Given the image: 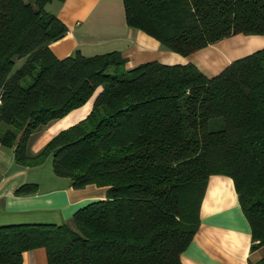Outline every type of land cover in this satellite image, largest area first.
<instances>
[{"label":"trees","instance_id":"1","mask_svg":"<svg viewBox=\"0 0 264 264\" xmlns=\"http://www.w3.org/2000/svg\"><path fill=\"white\" fill-rule=\"evenodd\" d=\"M51 1L0 0V143L20 165L50 157L52 172L73 187L93 183L106 193L78 207L70 223L0 225V264H21L35 247L47 264H183L212 173L231 177L250 247L264 243V46L210 75L190 61L126 67L118 50L57 57L49 43L67 27L45 8ZM122 5L127 25L181 55L235 34L264 35V0ZM93 93L82 119L28 153L34 131ZM36 188L25 182L14 193Z\"/></svg>","mask_w":264,"mask_h":264},{"label":"crops","instance_id":"2","mask_svg":"<svg viewBox=\"0 0 264 264\" xmlns=\"http://www.w3.org/2000/svg\"><path fill=\"white\" fill-rule=\"evenodd\" d=\"M51 11L67 27L63 36L49 43L57 57L75 50L85 55L118 50L126 59V67L149 60L168 64L190 61L207 72L198 54L181 55L165 49L154 37L127 25L122 0H63ZM236 39L223 42L228 47L227 53L223 52L230 57L223 58L217 67L210 69V74L219 71L232 58L259 48L254 44L237 45ZM262 40L260 47L264 46V36ZM93 98L94 95L90 96L80 106L34 131L29 137L28 153H36L56 132L82 119L89 112ZM5 127L0 122V133ZM12 149L0 143V225L69 222L78 207L105 197L106 186L88 183L75 188L68 177L55 175L50 157L34 166L16 163ZM25 182L36 184V191L16 195L15 189ZM198 215L197 229L179 255L183 264H249L264 256V243L250 247L249 224L230 176L212 173L207 177ZM21 264H47L45 249L35 247L23 251Z\"/></svg>","mask_w":264,"mask_h":264},{"label":"rangeland","instance_id":"3","mask_svg":"<svg viewBox=\"0 0 264 264\" xmlns=\"http://www.w3.org/2000/svg\"><path fill=\"white\" fill-rule=\"evenodd\" d=\"M57 3H58V1H56V0L48 2V3L45 4V8L48 9V10H52V9H54V6ZM242 35H244V34H242ZM232 36H233L232 38H230V36H228L226 38H222L218 42L213 43V44H211V45H209V46H207V47L195 52L203 60L204 64L201 63V65L205 66L208 69V70L206 69V71H207L206 73L204 72L205 74L210 75V73H212L211 72L212 70H210V69H213L214 67H217L218 64H220V62L222 61L223 58L228 59L230 57V56L227 57V55L223 52V51H225L227 53V51H228L227 45L225 43H223V42L230 41V40H232L234 38H237L236 39L237 40L236 44L239 43V44H242L243 46L246 45V44L247 45L248 44H250V45L254 44V47L256 48V47H260L258 45H262V43H263L262 39H263L264 35L253 34V35H245V36L241 37V36H236V34H235V35H232ZM242 38H245V39H242ZM239 44H237V45H239ZM219 45H221V46H219ZM252 48H250V49H252ZM248 50H245V51H248ZM203 51H205V52H203ZM21 62H22L21 58H16L15 59V64H14V68L18 67V65ZM209 71H210V73H209ZM93 95H94V93L91 96L93 97Z\"/></svg>","mask_w":264,"mask_h":264}]
</instances>
